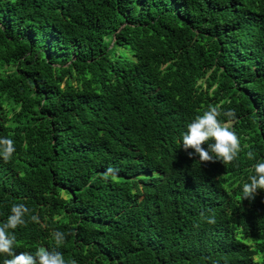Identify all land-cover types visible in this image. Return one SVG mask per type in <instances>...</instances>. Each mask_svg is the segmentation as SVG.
Masks as SVG:
<instances>
[{
	"label": "trees",
	"instance_id": "obj_1",
	"mask_svg": "<svg viewBox=\"0 0 264 264\" xmlns=\"http://www.w3.org/2000/svg\"><path fill=\"white\" fill-rule=\"evenodd\" d=\"M216 105L235 110L229 165L180 146ZM0 138V223L19 203L38 217L17 252L264 264V190L240 199L264 159V0H0Z\"/></svg>",
	"mask_w": 264,
	"mask_h": 264
},
{
	"label": "clouds",
	"instance_id": "obj_2",
	"mask_svg": "<svg viewBox=\"0 0 264 264\" xmlns=\"http://www.w3.org/2000/svg\"><path fill=\"white\" fill-rule=\"evenodd\" d=\"M225 116L227 121H221ZM236 119L235 110H222L221 105L209 106L202 114L196 115L186 125V131L182 133L180 146L188 156H198L199 163L220 161L224 165L232 164L241 152L240 138L231 125ZM207 145V148L203 147ZM191 149V151H188ZM15 152V145L11 139L0 138V158L8 162ZM249 160L255 158L252 151L246 153ZM114 170L108 169L109 173ZM240 199H253L257 190H264V159L258 160L251 167V174L247 182L241 186ZM30 215L28 207L22 203L12 205L10 214L5 222L0 223V256L5 257L3 264H67L61 252L55 249L49 250L44 246H38L34 254L27 251H16L15 230L21 226H27L26 216ZM201 216L208 224H214L215 216ZM32 222H37L38 217L30 215ZM55 247H60L65 241V234L59 231L52 233ZM74 264V262H73Z\"/></svg>",
	"mask_w": 264,
	"mask_h": 264
}]
</instances>
